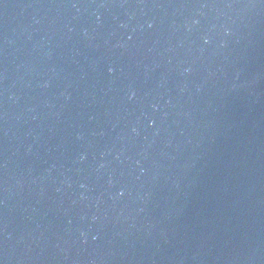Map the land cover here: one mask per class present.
I'll use <instances>...</instances> for the list:
<instances>
[{"label": "water", "instance_id": "water-1", "mask_svg": "<svg viewBox=\"0 0 264 264\" xmlns=\"http://www.w3.org/2000/svg\"><path fill=\"white\" fill-rule=\"evenodd\" d=\"M0 264H264V0H0Z\"/></svg>", "mask_w": 264, "mask_h": 264}]
</instances>
